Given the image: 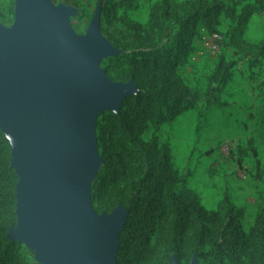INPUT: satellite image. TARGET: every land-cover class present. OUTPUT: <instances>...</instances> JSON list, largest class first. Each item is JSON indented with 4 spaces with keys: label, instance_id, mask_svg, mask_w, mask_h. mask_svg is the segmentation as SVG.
Wrapping results in <instances>:
<instances>
[{
    "label": "rangeland",
    "instance_id": "rangeland-1",
    "mask_svg": "<svg viewBox=\"0 0 264 264\" xmlns=\"http://www.w3.org/2000/svg\"><path fill=\"white\" fill-rule=\"evenodd\" d=\"M188 1L193 0H50L55 8L66 12L67 25L80 37L85 36L91 20L99 14V34L114 51L101 58L99 71L111 83L131 82L137 90L121 101L117 112L102 111L94 121L98 161L89 186L91 209L97 215L110 214L117 207L128 210L126 222L118 234L115 264L126 254L131 255L139 245L136 241L143 232L142 227L136 226L134 237L129 236V227L137 213L135 202L145 173L143 163H130L125 159L118 133L137 128L140 113L144 105L149 104L145 90L135 78L129 77L132 71H146L149 44L141 31L129 29L123 18L145 25L156 5ZM221 1L228 4V12L219 15L210 30L197 27L190 54L176 70L186 89L184 97L194 98L193 108L157 128L147 123L139 138L147 142L154 137L159 148L168 149L171 169L179 181L178 188L183 185L193 191L204 210L217 211L223 204L243 209L242 229L248 235L257 213L264 206V13L250 17L242 36L244 41L259 45V48L238 51L230 43L237 17L243 7L258 0H233V4ZM13 19L14 0H0V26L10 31ZM215 76H225V82L220 85ZM0 142L3 143L0 145V172L7 176V193L15 196V226L6 227L11 215L7 211L0 228L5 229L11 243L19 245L23 263L39 264L35 245L12 241L9 237V231L17 225L19 179L12 168L10 139L1 129ZM8 170L14 172L15 181L8 177ZM164 198L165 190L154 213V230L146 245V260L131 261L129 258L127 264H178L175 255L168 262L165 259V236L172 218L160 223ZM213 231L218 242L225 245V264H236L239 256L231 251L228 235L223 228ZM188 238L189 234L181 237L182 250ZM245 259L248 260L241 257L239 261ZM194 261L193 256L189 264Z\"/></svg>",
    "mask_w": 264,
    "mask_h": 264
},
{
    "label": "water",
    "instance_id": "water-1",
    "mask_svg": "<svg viewBox=\"0 0 264 264\" xmlns=\"http://www.w3.org/2000/svg\"><path fill=\"white\" fill-rule=\"evenodd\" d=\"M109 54L98 13L80 37L50 0H14L12 29L0 26V129L19 179L9 237L35 245L39 264H115L128 210L91 209L94 121L137 90L99 71Z\"/></svg>",
    "mask_w": 264,
    "mask_h": 264
},
{
    "label": "trees",
    "instance_id": "trees-1",
    "mask_svg": "<svg viewBox=\"0 0 264 264\" xmlns=\"http://www.w3.org/2000/svg\"><path fill=\"white\" fill-rule=\"evenodd\" d=\"M228 1L234 3L233 0ZM227 7L228 4L221 0H193L180 4L163 2L154 7L145 25L123 18V23L129 29L141 31L149 44V64L146 71H132L129 76L135 78L145 90L144 96L149 104L144 105L137 128L118 133V142L125 159L130 163H143L145 167L139 198L135 202L137 213L129 227V236L134 237L137 225L142 227L143 232L136 241V244L139 242L138 247L131 255H122L119 264H127L129 258H132L131 261L146 260V245L154 230V213L160 205L163 190L165 198L160 223L164 224L172 218L165 236L166 262L175 255L178 264H189L193 256L197 264H225V245L218 242L213 231L223 228L230 239L231 251L239 256L236 264H264V206L257 213L254 225L246 235L242 229L243 209L223 204L217 211L204 210L193 191L183 185L178 188L179 181L171 169L168 149L159 148L154 137L147 142L139 138L147 123L157 128L174 120L183 111L193 108L194 98L188 100L184 97L186 89L177 74V67L188 58L197 27L200 25L206 30L212 29L218 16L228 12ZM230 13L229 17L232 16ZM261 13H264V0L242 8L230 41L236 50L259 48V45L244 41L242 36L250 17ZM224 78L225 76H215L220 85L225 82ZM218 90L220 92V88ZM7 174L15 181L12 170H8ZM6 177L0 172V221L9 211L10 220L6 224L9 228L15 226V196L6 191ZM186 234H189V238L186 248L182 250L180 240ZM131 237L127 239H132ZM241 257L248 260L239 261ZM0 264H35L22 262L19 245L7 239L3 228H0Z\"/></svg>",
    "mask_w": 264,
    "mask_h": 264
},
{
    "label": "built area",
    "instance_id": "built-area-1",
    "mask_svg": "<svg viewBox=\"0 0 264 264\" xmlns=\"http://www.w3.org/2000/svg\"><path fill=\"white\" fill-rule=\"evenodd\" d=\"M212 49H215V47L213 46Z\"/></svg>",
    "mask_w": 264,
    "mask_h": 264
}]
</instances>
